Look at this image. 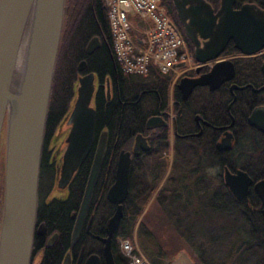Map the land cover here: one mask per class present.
Returning <instances> with one entry per match:
<instances>
[{
  "label": "water",
  "instance_id": "1",
  "mask_svg": "<svg viewBox=\"0 0 264 264\" xmlns=\"http://www.w3.org/2000/svg\"><path fill=\"white\" fill-rule=\"evenodd\" d=\"M232 1L221 0L219 9L213 14L203 0H171L182 32L192 46L196 63L216 59L229 40L235 49L246 55L257 52L264 44V11L254 5H244L238 11H233ZM63 9L64 0H0V137L3 130L0 264H30L41 147ZM97 47L98 40L91 38L85 46V55H90ZM20 49L23 51L22 59L12 87ZM84 68L85 62L79 61L76 71L81 72ZM232 74L229 62H219L205 75L180 79L176 87L186 98L192 88L208 85L212 90L230 79ZM95 91L96 78L93 73L75 77L67 110L52 135L54 145L62 135L60 128H66L60 141L62 148L59 149L58 145L55 150V154L59 153L55 187L60 193L66 192L74 174L92 149ZM159 122V117L149 118L145 128L151 129ZM138 148L146 149L140 135L134 138L132 154L135 155ZM104 149L105 135L102 134L95 145L76 212L70 248L76 243L84 223ZM130 161L129 152H119L113 182L105 193V200L114 206V211L105 224V237H93L102 244L104 264H114L111 239L122 217ZM223 181L237 202L243 199L250 185V180L241 171L234 175L225 171ZM253 188L264 206V181L256 183ZM67 260L66 257L62 264H67ZM83 264L100 262L96 255H88Z\"/></svg>",
  "mask_w": 264,
  "mask_h": 264
},
{
  "label": "trees",
  "instance_id": "2",
  "mask_svg": "<svg viewBox=\"0 0 264 264\" xmlns=\"http://www.w3.org/2000/svg\"><path fill=\"white\" fill-rule=\"evenodd\" d=\"M161 3L179 28L188 50L192 52V47L184 37L175 16L168 11L167 0H161ZM94 37L98 40V48L90 57H86L84 48ZM82 59L86 60L85 72L96 76V91L93 97L94 136L96 137L104 125L106 126L108 131L106 156H112L111 158L114 159L120 150L129 149L132 137L143 130L145 120L154 115L158 107L166 105L170 74L161 75L154 69H151L146 76L123 74L113 55L103 0H64L62 30L44 126L45 142L53 135L67 110L72 97L75 65ZM57 87L59 90L56 93ZM66 94V106L54 115L53 103ZM135 102L138 103V107L137 104L134 106ZM92 156L93 150L74 174L63 202L53 200L49 205H45L40 201L38 204L36 221L44 222L49 232L57 230L60 233V241L63 240L64 243L61 250L59 245L48 250L40 264H59L62 252L68 246L71 225L67 216L71 211H74V214L77 212ZM46 159V155L42 160L40 159L43 168ZM147 167L142 172L140 184L137 185L130 164L128 191L122 204V217L111 241L114 264H128L127 259L118 251L117 239L132 238L134 224L151 194L156 190L165 170L164 166L161 169L155 167L153 171L147 173ZM49 175L48 172L41 173L39 178L41 185L50 183ZM112 181V174L110 177L102 170L90 199L89 209L94 213L89 231L99 237L104 236L103 224L114 211V206L108 204L104 198ZM171 181L160 187L155 202L178 237L187 243L197 264H259V261L264 259V243L258 238L262 229L261 217L250 214L242 203H236L226 197L224 188L219 189V195L222 192L225 195L224 199L218 201L219 209L212 211L211 216L200 215L195 189H191L192 186L187 184V191L184 193L181 188L179 189V182L170 183ZM173 189H176V192H173ZM50 192L51 188L40 196L46 197ZM96 224L100 226L101 233L94 230ZM135 235L150 263L160 264L154 258L155 254L146 246L151 245L152 240L143 224L137 225ZM95 243L82 234L77 239L73 251L83 247L84 256L96 255L102 263L101 245L96 243L98 245L96 246ZM157 254L161 256L162 250H158Z\"/></svg>",
  "mask_w": 264,
  "mask_h": 264
},
{
  "label": "flooded vegetation",
  "instance_id": "3",
  "mask_svg": "<svg viewBox=\"0 0 264 264\" xmlns=\"http://www.w3.org/2000/svg\"><path fill=\"white\" fill-rule=\"evenodd\" d=\"M203 1L209 5L213 14L217 12L221 4V0ZM231 4L233 11H238L244 5H254L259 10L264 11V0H233ZM167 8L178 22L171 0H167ZM93 52L86 55V57H90ZM191 56H193V53H191ZM80 61L86 62L83 59ZM219 62H229L232 65L233 74L230 79L224 80L212 90L208 85L196 86L190 90L186 98L182 97V93L176 87L180 79H193L205 75ZM202 64H204L202 67L191 69L180 76L179 80H175L172 86L170 85L171 79L169 80L166 105L158 107L157 112L145 120L143 130L132 137L129 149L120 151L130 153V164L137 185L140 184V177L147 166V173L153 171L155 167L161 169L164 166V169L168 170L167 176L163 178L164 184L169 180H172L170 183L179 182V189L181 188L184 193L187 191L188 185L192 186L191 189L194 188L197 192V206L200 215L211 216L212 211L219 209V199L225 198L223 192L219 195V189L224 188L226 197L236 203H242L250 214L261 217L262 229L258 238H261V242L264 243V206L253 188L256 183L264 181V44L257 52L246 55L235 49L233 42L229 40L216 59ZM196 69H198L197 72ZM78 73L77 75H84L89 72H85L84 68L83 71ZM106 98L109 100L108 96ZM135 104L138 107V103L135 102L134 106ZM152 117H159L160 122L155 127L146 129L145 123ZM170 128L171 138L168 135ZM107 133V128L104 125L96 137L94 136L91 149L93 152L102 134L105 135L106 146ZM137 135L144 139L146 149L138 148L134 155L132 154V148L134 138ZM56 140V145H52L53 136H50L45 142L43 134L40 159L42 160L44 155L47 156V159L44 168L41 166L42 162L40 160L37 207L40 201L45 205H49L53 200L63 202L68 192L66 190V192L60 193L55 187L56 170L59 166V163H57L59 153L55 154L59 139ZM117 156L114 159L111 158L112 156L107 157L105 147L99 174L103 170L105 174L110 177L112 174V178H114ZM225 171L230 175L241 171L250 180L246 195L239 202L234 199L224 185L223 175ZM42 172L50 174V183L45 186L41 185L39 180ZM50 188L49 195L46 197L40 196L44 192L47 193ZM173 192H176V189H173ZM221 205L224 206L223 203ZM93 213L94 211L88 208L78 239L84 234L94 242L99 243L102 249V244L93 238L99 236L91 234L89 231ZM75 216L74 211L69 212L67 216L71 231ZM105 224H103V230ZM96 225L98 229L94 227V230L101 233L100 226ZM47 232H49L47 225L41 220L37 222L35 216L30 264H32L33 258L37 254L40 255L37 264H40L42 257L48 250L58 245L60 250L63 248L64 243L63 240L60 241V233L57 230H50L49 234ZM103 237H105V232L104 236L99 238ZM75 245L76 243L70 248L68 242L67 248L61 254L59 264H62L66 257L68 258L67 264L84 263L87 256L83 255V247L73 251ZM96 246L98 245L96 244ZM99 262L104 264L103 258L102 263L100 258ZM259 264H264V259L260 260Z\"/></svg>",
  "mask_w": 264,
  "mask_h": 264
},
{
  "label": "built area",
  "instance_id": "4",
  "mask_svg": "<svg viewBox=\"0 0 264 264\" xmlns=\"http://www.w3.org/2000/svg\"><path fill=\"white\" fill-rule=\"evenodd\" d=\"M103 6L113 55L123 74L146 76L154 69L161 75L173 73L178 79L186 70L204 65L187 53L161 0H103ZM118 243L128 264H149L141 253L132 251L129 241Z\"/></svg>",
  "mask_w": 264,
  "mask_h": 264
},
{
  "label": "rangeland",
  "instance_id": "5",
  "mask_svg": "<svg viewBox=\"0 0 264 264\" xmlns=\"http://www.w3.org/2000/svg\"><path fill=\"white\" fill-rule=\"evenodd\" d=\"M186 47V51L187 53H189V50L185 44ZM79 62V61H78ZM77 65V63H76ZM76 65H75V71H76ZM191 67V65L189 66ZM191 70V69H190ZM189 72V70H186L184 73H178V76L180 74V76H182L183 74ZM77 71L75 72V77L77 75ZM79 74V73H78ZM179 76V77H180ZM170 85L172 86V84L174 83L175 80H177L175 78V74L170 73ZM75 81V78H74ZM54 90V89H53ZM59 87L56 88V93L58 92ZM59 94V98L60 93ZM57 94V97H58ZM66 96L63 95V97L61 99H57L55 103H53V114L57 115L61 109H63L66 106ZM65 127L62 126L59 130V132L62 133V135L65 134ZM171 128L169 129L168 135L171 138ZM62 135L58 140V143L60 145V147L62 148L61 145V140H62ZM171 142V140H170ZM2 144H3V130H2V134L0 137V215H1V185H2V168H3V152H2ZM56 145V144H54ZM60 148V149H61ZM167 169L164 170L163 176L156 188V190L151 194L150 198L148 199L147 203L145 204L142 212L140 213V215L138 216L135 224H134V228H133V234H132V238L128 239V238H121V239H117V248L119 251V241H124L127 240L130 242L131 246H132V251L134 253H141L145 259L150 263L149 258L142 252L141 247L139 246L137 239H136V235H135V229L137 227L138 224H143L145 230L148 232V236L149 238L153 241H151V245H147L148 248H150V250L155 254L154 258L156 259V261L160 264H184V262H187V264H197V261L195 259V257L193 256L192 252L190 251L187 243H185L182 239H180L178 237V235L175 232V229L173 228V226L166 220V218L164 217V215L162 214L160 208L158 207V205L155 202V198L158 194V191L160 189V187L165 183L163 182V178L167 176ZM158 250H162V255L159 256L157 254ZM120 253V251H119ZM121 254V253H120ZM122 255V254H121ZM184 255V256H183ZM123 256V255H122ZM40 255L37 254L34 258H33V262L32 264H37L39 261ZM186 264V263H185Z\"/></svg>",
  "mask_w": 264,
  "mask_h": 264
},
{
  "label": "bare ground",
  "instance_id": "6",
  "mask_svg": "<svg viewBox=\"0 0 264 264\" xmlns=\"http://www.w3.org/2000/svg\"><path fill=\"white\" fill-rule=\"evenodd\" d=\"M22 49H20V51L18 52V57L16 59V67H15V72H14V76H13V84H12V87L14 86V83L17 79V75H18V67H19V64H20V61L22 59ZM179 80V79H178ZM177 82V81H176ZM176 85V84H175ZM184 256V255H183ZM187 264V262H184V264ZM191 264V263H190Z\"/></svg>",
  "mask_w": 264,
  "mask_h": 264
}]
</instances>
